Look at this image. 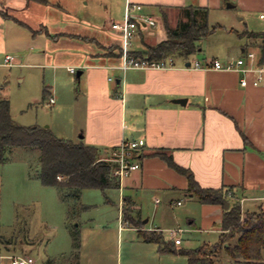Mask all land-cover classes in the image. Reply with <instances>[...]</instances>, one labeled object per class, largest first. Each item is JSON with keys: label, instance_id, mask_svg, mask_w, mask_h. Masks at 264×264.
Listing matches in <instances>:
<instances>
[{"label": "crops", "instance_id": "1", "mask_svg": "<svg viewBox=\"0 0 264 264\" xmlns=\"http://www.w3.org/2000/svg\"><path fill=\"white\" fill-rule=\"evenodd\" d=\"M114 1L123 8L120 21L109 12L106 24L101 26L86 19L67 20L60 5L49 0H0V67L35 69L42 79L45 72L50 74L52 83H44L43 88L54 99L51 107L58 120L47 127L57 137L95 146L106 160L122 142L145 141L137 151L140 168L117 189L122 193L120 208L131 207L130 215L140 221L143 230L170 231L162 228V222L169 207L183 205L179 196L200 204L187 192V178L154 154L157 151L170 155L175 164L191 171L201 187L222 188L238 198L242 208L248 203L245 210L260 206L264 209V75L253 86V73L193 67L195 61L205 66L239 58L244 59L246 66H264V16L260 17L264 13L254 16L264 11V0ZM128 1L142 5L143 13L158 19L157 27L137 30L129 46L133 56L140 53L143 55L139 57H147L149 46L165 40L162 13L169 23L175 19V26L184 20L183 9L189 6L206 9L209 27L219 25L201 41L218 36L219 42L215 49L206 50L200 42V59H194V54L178 60L174 57L176 65L171 69L122 70L121 37L110 25L123 20ZM1 11H6L7 16ZM248 52L255 54L253 61L246 58ZM6 55L27 61L21 63L13 57V65L7 66ZM68 67H74L75 73H70ZM62 70L76 74V80L62 77ZM243 77L248 80L246 87L240 85ZM18 79L23 82L24 77ZM0 89H4L1 83ZM0 98L8 99L1 92ZM24 152L28 155L29 150ZM117 190L102 192L106 202H112L108 194ZM57 194L61 199L58 191ZM81 194L82 191L79 203ZM146 197L154 205L151 217L142 214ZM65 203V222L70 230L69 205ZM200 205L206 231L213 219L220 222L223 205L220 201ZM79 215L73 218L71 227H77ZM150 220L152 225L146 227ZM44 226L49 228L47 220ZM25 236L15 243L10 240L6 247H16L13 251L0 247V264H10V258L16 255L34 259L30 249L41 241L37 236L30 237L27 231ZM181 244L182 241L176 246ZM47 259L51 262L46 264H56L55 257Z\"/></svg>", "mask_w": 264, "mask_h": 264}, {"label": "rangeland", "instance_id": "2", "mask_svg": "<svg viewBox=\"0 0 264 264\" xmlns=\"http://www.w3.org/2000/svg\"><path fill=\"white\" fill-rule=\"evenodd\" d=\"M49 1L60 5L67 20L86 19L90 24L101 26L106 24L109 12L117 21H120L123 12V8L114 0ZM260 12L264 13L258 11L254 16L258 18ZM4 13L6 14V11ZM36 14L33 12V15ZM173 22L175 19L170 23L172 26ZM218 42V36H212L201 41V48L215 49ZM202 54L196 52L193 55L194 59H200ZM11 56L21 63L27 61L20 56ZM179 58L181 57H175L176 60ZM44 76L42 79L35 69L0 67V83L4 85L0 92L3 97L9 99L11 116L18 124L38 123L41 126H49L51 122L58 120L53 112L54 108L46 105L48 99L43 104L39 103L43 84L52 83L48 72H45ZM61 76L76 80V74H69L65 70H62ZM20 77H24L23 82L19 81ZM25 150H29V156L25 154ZM38 154V149L14 147L8 151L9 161L0 164V235L14 243L27 238L26 231L30 237L37 236L41 242L37 247L30 249L36 264H46L49 257H55L56 264H187V257L177 251L161 253L157 244L141 240L137 231L143 230V227L140 221H135L128 213L124 214L120 208L122 201L120 191H111L108 194L112 201L110 203L106 202L104 194L97 188L82 190L80 202L88 208L80 212L77 221L80 246L77 249L78 258L75 259L71 231L65 222L66 203L59 198L54 187H45L41 184L36 173L39 169ZM178 199L183 205L169 207L162 222L164 226L162 228L169 230L180 228L181 232L177 233L175 238H179L182 244L176 246V249H192L216 243L219 239L220 222L213 219L207 224L209 227L205 231L206 225L202 226L204 212L201 205L189 202L182 196ZM144 200L142 214L151 217L154 205L149 197ZM163 204L164 201L161 205ZM243 208L248 209V203L243 205ZM45 220L48 221V229L44 226ZM189 220H194V223L189 224ZM151 225L150 220L146 227ZM199 228L203 230L196 231ZM162 233L166 241L171 239L169 231ZM5 249L6 252L13 251L16 247ZM222 259L224 263L228 260L225 255Z\"/></svg>", "mask_w": 264, "mask_h": 264}, {"label": "trees", "instance_id": "3", "mask_svg": "<svg viewBox=\"0 0 264 264\" xmlns=\"http://www.w3.org/2000/svg\"><path fill=\"white\" fill-rule=\"evenodd\" d=\"M2 15L7 16L5 13ZM183 15L184 20L172 26L166 14L162 13L166 38L148 47L145 54L149 59L159 60L167 56L188 58L197 52L201 40L219 27H209L206 9L185 7ZM17 22L24 25L21 21ZM249 35L255 36L254 33ZM142 55L135 54L136 57ZM46 99L49 96L47 89L43 88L39 103L43 104ZM10 111V101L0 98V164L9 161L8 151L11 148L38 149L39 169L36 173L41 184L54 187L69 205L67 223L73 240L74 258L77 259L79 231L71 226L73 218L87 208L79 203L80 193L86 188H97L104 194L117 190L119 182L114 176L115 164L102 159L97 147L59 138L47 126L18 124ZM154 154L187 178L186 190L200 204H215L219 202L218 197H222L229 200V207L222 210L219 239L214 244L177 250L174 241H166L163 233L156 230H138L141 240L157 244L161 253L177 251L187 257V264H264V209L260 206L257 210H244L240 200L228 195L222 188L201 187L191 171L175 164L170 155L160 151ZM122 211L130 215L128 208L123 207ZM10 242L0 235V247H6ZM224 255L228 258L226 263L222 259Z\"/></svg>", "mask_w": 264, "mask_h": 264}, {"label": "built area", "instance_id": "4", "mask_svg": "<svg viewBox=\"0 0 264 264\" xmlns=\"http://www.w3.org/2000/svg\"><path fill=\"white\" fill-rule=\"evenodd\" d=\"M260 17H263L261 15ZM111 29L116 31L121 37L120 43V56L122 58V65L120 68L122 70L126 69H156V70H166L174 68L176 63L172 56H167L163 59H149L148 57H136L129 53V46L131 40L134 38L138 29L153 28L158 26V19L152 15L143 13V7L140 4L127 2L124 9V17L121 22H112ZM264 48V44H263ZM246 58L253 61L255 54L253 52H248ZM14 58L11 55H6L4 57V65H13ZM195 68L205 69L210 68L217 71H239L246 73H253L254 79L251 84L257 86L264 75V66L254 68L253 66H246L243 58H239L235 61H230L227 64H223L220 61H213L210 65L202 66L198 61L194 62ZM67 70L70 73H75L74 67H68ZM240 85L246 87L248 85V80L243 77L240 80ZM54 103V99L49 97L46 102L47 106H51ZM145 145L143 139L125 141L116 146L111 152V157L108 161L115 164L114 176L117 177L119 184L130 176L133 171L140 168L139 162L136 160L137 151ZM60 179V177H57ZM264 198V193H263ZM121 213V211H120ZM180 230H170V236L176 245L181 243L179 238H175V235ZM10 264H35L32 257L26 255H16L10 258Z\"/></svg>", "mask_w": 264, "mask_h": 264}, {"label": "water", "instance_id": "5", "mask_svg": "<svg viewBox=\"0 0 264 264\" xmlns=\"http://www.w3.org/2000/svg\"><path fill=\"white\" fill-rule=\"evenodd\" d=\"M178 102H180V101H178ZM218 198H219L220 203L223 205V208L227 209L229 207V201L226 199H222L221 197H218Z\"/></svg>", "mask_w": 264, "mask_h": 264}]
</instances>
